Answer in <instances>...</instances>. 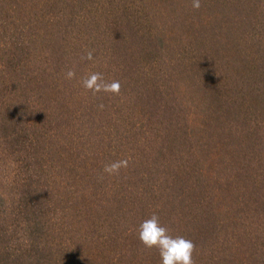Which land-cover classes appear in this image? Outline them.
<instances>
[{"label": "trees", "instance_id": "trees-1", "mask_svg": "<svg viewBox=\"0 0 264 264\" xmlns=\"http://www.w3.org/2000/svg\"><path fill=\"white\" fill-rule=\"evenodd\" d=\"M153 212L264 264V0H0V264H162Z\"/></svg>", "mask_w": 264, "mask_h": 264}, {"label": "clouds", "instance_id": "clouds-1", "mask_svg": "<svg viewBox=\"0 0 264 264\" xmlns=\"http://www.w3.org/2000/svg\"><path fill=\"white\" fill-rule=\"evenodd\" d=\"M193 7H200V0H193ZM86 59H93L92 52H88ZM67 78L75 77L74 71H68ZM82 84L86 89L96 92H105L119 94L120 82L113 80L106 82L103 74L93 72L82 80ZM128 166V160L115 161L104 167V171L108 174H118L121 168ZM138 238L146 248L155 247L158 249L162 258V264H195L193 253L195 252V244L191 239L183 236H173L170 230L161 223L160 217L153 212L148 218L144 219L138 226Z\"/></svg>", "mask_w": 264, "mask_h": 264}]
</instances>
